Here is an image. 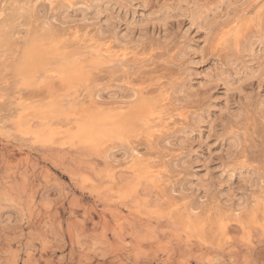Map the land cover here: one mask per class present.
I'll use <instances>...</instances> for the list:
<instances>
[{"label":"rangeland","instance_id":"1","mask_svg":"<svg viewBox=\"0 0 264 264\" xmlns=\"http://www.w3.org/2000/svg\"><path fill=\"white\" fill-rule=\"evenodd\" d=\"M0 264H264V0H0Z\"/></svg>","mask_w":264,"mask_h":264},{"label":"bare ground","instance_id":"2","mask_svg":"<svg viewBox=\"0 0 264 264\" xmlns=\"http://www.w3.org/2000/svg\"><path fill=\"white\" fill-rule=\"evenodd\" d=\"M41 52H44L43 51V48H41L39 46V44L35 43L34 45H32V47L30 48L29 50V53H28V58H27V61L30 60L31 58H33V54H39ZM117 54V53H116ZM40 56V55H39ZM39 56H36L34 57L33 59L34 60H39ZM26 61V63H24V65H27L28 62ZM30 63V62H29ZM23 65V66H24ZM70 78V77H69ZM89 81V80H88ZM151 112V107L149 106H144L142 108H140L139 110V113L137 114H134V115H131V117H128L127 120H125L127 122H132V123H139L141 121V123L145 124L144 121L145 119L147 118V115ZM99 113H96L95 114H91L87 117V119L82 122L80 125H79V131H80V136H92V133L91 131L94 130V129H97L99 127ZM131 118V119H130ZM119 122V121H118ZM148 124V123H146ZM91 131H90V130ZM116 129L114 130H109V129H105L104 132L105 133H109V132H115ZM118 132V131H117ZM100 133V132H99ZM137 152V151H136ZM141 166V165H140ZM141 168V167H140ZM144 172L145 173H149V169L148 168H144Z\"/></svg>","mask_w":264,"mask_h":264}]
</instances>
